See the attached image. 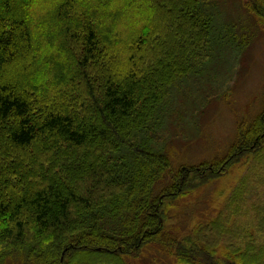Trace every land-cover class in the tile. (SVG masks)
<instances>
[{"label":"trees","instance_id":"trees-1","mask_svg":"<svg viewBox=\"0 0 264 264\" xmlns=\"http://www.w3.org/2000/svg\"><path fill=\"white\" fill-rule=\"evenodd\" d=\"M223 1L0 0V264H132L154 245L264 264V101L221 159L166 153L175 89L237 44L216 35ZM243 6L264 27V0ZM238 165L217 216L164 240L169 208Z\"/></svg>","mask_w":264,"mask_h":264},{"label":"rangeland","instance_id":"rangeland-1","mask_svg":"<svg viewBox=\"0 0 264 264\" xmlns=\"http://www.w3.org/2000/svg\"><path fill=\"white\" fill-rule=\"evenodd\" d=\"M211 13L215 14L216 35L224 29L223 37L230 38L232 31L235 36L232 38L239 39L236 38L234 49L223 45L224 52L221 48L218 55L214 51L205 76L190 77L171 96V106L181 115L170 119L166 135V153L175 168L221 159L237 139L239 125L249 124L263 110L264 27L249 17L243 0H225L212 8ZM244 35L252 36L249 45L245 44ZM247 171L248 166L238 165L169 208L164 240L188 234L197 225L217 216ZM130 262L176 264L160 245L146 248L139 258ZM4 264L22 263L14 258Z\"/></svg>","mask_w":264,"mask_h":264}]
</instances>
